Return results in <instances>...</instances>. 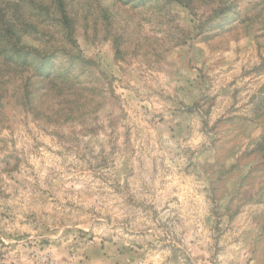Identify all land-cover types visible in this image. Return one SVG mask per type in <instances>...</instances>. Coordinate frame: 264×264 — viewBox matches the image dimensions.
Instances as JSON below:
<instances>
[{"label":"rangeland","instance_id":"rangeland-1","mask_svg":"<svg viewBox=\"0 0 264 264\" xmlns=\"http://www.w3.org/2000/svg\"><path fill=\"white\" fill-rule=\"evenodd\" d=\"M54 1L0 0L73 79L0 102V264H264V0H65L75 46Z\"/></svg>","mask_w":264,"mask_h":264},{"label":"trees","instance_id":"trees-1","mask_svg":"<svg viewBox=\"0 0 264 264\" xmlns=\"http://www.w3.org/2000/svg\"><path fill=\"white\" fill-rule=\"evenodd\" d=\"M65 0L54 1L55 11L52 12L58 24L65 29L64 37L69 44L72 46L76 45V41L70 28V14L65 8ZM168 2L163 3V7L167 6V3L172 1L179 2L186 6L194 15H198L199 10L202 14H206L204 21L199 22V27L204 28L208 22L216 21L219 17H225L223 20H229L228 24H232L235 19L234 16L237 14L234 8L235 3H231V0H167ZM238 12V11H237ZM5 15V14H4ZM4 15L0 14V59L8 64H12L11 60H16V63L23 66V71L25 67L29 69V65H35L39 67L37 73L28 74L27 79H13L17 76V72L11 70L8 66L0 64V102L2 99L6 98L10 92L8 86L13 85L16 87L15 94H21L23 104L26 107H31L34 105L36 108L38 105L36 103L35 97L42 94L41 97L49 95L52 91L57 89L58 93L63 92V87L61 85L65 84L64 80L73 79H58L62 76L57 69L52 65V59L59 55L60 52H65L67 50L66 42L64 43L60 37H56L53 33L45 32L40 36V41L45 42V47L37 46L36 44H24L21 39L24 36L15 26L4 19ZM67 25V26H66ZM1 61V60H0ZM36 76L38 78L33 79ZM20 96V98H21ZM37 104V103H36ZM262 144V143H261ZM260 144V145H261Z\"/></svg>","mask_w":264,"mask_h":264}]
</instances>
